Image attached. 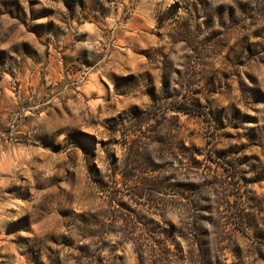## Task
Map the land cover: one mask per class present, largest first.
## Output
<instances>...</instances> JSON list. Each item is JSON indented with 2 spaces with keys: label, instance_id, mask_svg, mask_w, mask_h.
Segmentation results:
<instances>
[{
  "label": "rangeland",
  "instance_id": "rangeland-1",
  "mask_svg": "<svg viewBox=\"0 0 264 264\" xmlns=\"http://www.w3.org/2000/svg\"><path fill=\"white\" fill-rule=\"evenodd\" d=\"M0 264H264V0H0Z\"/></svg>",
  "mask_w": 264,
  "mask_h": 264
},
{
  "label": "trees",
  "instance_id": "trees-1",
  "mask_svg": "<svg viewBox=\"0 0 264 264\" xmlns=\"http://www.w3.org/2000/svg\"><path fill=\"white\" fill-rule=\"evenodd\" d=\"M202 106L198 103H181L178 105L177 108H175V112L176 113H182L186 116H201L203 115V111L201 110ZM171 123L175 124V126H178L180 124V120L178 118V116H172L171 118H169V120ZM135 171V170H134ZM135 176L131 174H129L127 176L126 182L133 181V178ZM97 183L101 186V187H106L108 184L106 182H104L103 179H100L97 181ZM166 181L165 179H160L157 177H152V178H146V179H142L140 181H136L134 182V184L136 185V189L137 190H141L140 193L136 192L137 197H148L151 199H148V201L152 202V205H158L162 200H160V198H154L152 196V194H160L161 192H164V188L167 187V185H165ZM115 185H117V182L114 183ZM117 195L111 196V199L117 203V205H119L122 209L124 208V204L120 203V201L117 200ZM160 200V201H158ZM140 218V217H139ZM144 219H142V217L138 220V222L140 223V226H142L143 228L145 226H147L149 224V222H145L143 221ZM152 222V221H151ZM146 228H144L143 230H145ZM151 229H148V231ZM146 231V230H145ZM149 240V242H148ZM148 240H146V242H148V244H143L141 246H146V248L142 249V254L140 253V258L143 259L145 257V255L147 256L149 253H155L158 252L162 249V242L158 239H156V237L153 235V233L148 237ZM165 253V252H164Z\"/></svg>",
  "mask_w": 264,
  "mask_h": 264
}]
</instances>
